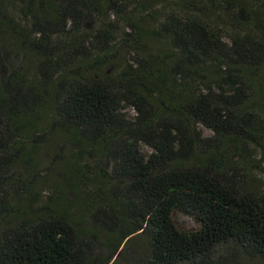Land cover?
Returning <instances> with one entry per match:
<instances>
[{"label":"trees","instance_id":"1","mask_svg":"<svg viewBox=\"0 0 264 264\" xmlns=\"http://www.w3.org/2000/svg\"><path fill=\"white\" fill-rule=\"evenodd\" d=\"M262 65L264 0H0V192L17 163L32 178L22 209L0 198V264H116L143 241L145 264L264 261Z\"/></svg>","mask_w":264,"mask_h":264},{"label":"rangeland","instance_id":"2","mask_svg":"<svg viewBox=\"0 0 264 264\" xmlns=\"http://www.w3.org/2000/svg\"><path fill=\"white\" fill-rule=\"evenodd\" d=\"M27 60L21 61L16 63L14 66L21 67L22 66V74H26L28 78L32 81L35 79L37 73V68L39 65V57L34 53H26ZM23 56H25V51H22V59ZM124 58L127 60L129 58V55H123ZM125 61L123 58L121 59L120 63L118 64L120 67L117 68L118 70H122L126 66L123 65ZM261 72L264 74V65L261 66ZM111 72V70L109 71ZM128 117L130 119H134L136 117V111L132 108H128L127 110ZM46 114V115H45ZM43 116L40 118V122L42 123L39 127L40 133L42 134L44 128L49 124V114L50 112H46ZM48 114V115H47ZM43 135V134H42ZM205 135L210 136L211 132L209 130H205ZM54 145L45 144L43 141L39 142L41 145L38 150H36V169L38 173L39 179L42 175H45L46 173L50 172L56 165H58L57 160V153H55L56 149L58 148L56 146V138H54ZM153 152V149L149 147L146 144H142V153L149 157V155ZM56 162V163H55ZM260 168L252 169V175L255 177V183L257 186V189H259L261 192H264V163L260 164ZM54 174H51L50 177V183H47L45 185H42L40 187V190L42 189L43 193L40 197L39 202L37 203V206H41L45 202L49 200L54 194V188L51 184H55L54 179L56 180L57 173H55V170L53 171ZM12 175L15 178L11 179L8 187V194L5 195L4 192H0V198L5 197V201L7 202L8 206L10 208H19L22 209L24 205H26V198L28 197L27 191H25L24 182L30 181L32 178H30V172L27 170L26 166L22 163H17L13 170ZM173 220L175 222L176 227L183 232L186 233H194L197 230L200 229V222L191 216H188L184 214L183 212L179 210H175L173 213ZM141 249L139 250L138 254H134L131 256L129 253H126L125 257H122L121 259H118L116 264H145L144 258L145 255L148 254L147 245L145 244V241L141 242ZM95 257L97 256L101 262L105 261L107 257L109 256L110 251L107 248H97L93 251ZM117 258H114L111 261V264L115 263ZM240 261L243 264H264L263 260L260 259H250L247 256L243 255L240 257Z\"/></svg>","mask_w":264,"mask_h":264}]
</instances>
